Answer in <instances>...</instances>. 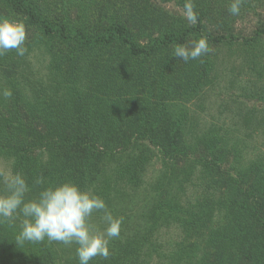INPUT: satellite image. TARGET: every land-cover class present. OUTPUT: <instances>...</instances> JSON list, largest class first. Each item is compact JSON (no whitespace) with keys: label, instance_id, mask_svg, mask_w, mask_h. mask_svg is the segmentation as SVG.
<instances>
[{"label":"rangeland","instance_id":"1","mask_svg":"<svg viewBox=\"0 0 264 264\" xmlns=\"http://www.w3.org/2000/svg\"><path fill=\"white\" fill-rule=\"evenodd\" d=\"M31 1L38 3L54 21L63 20L72 33L104 34L109 26L120 25L125 26L126 36L137 46H157L150 56H135L119 44L88 49L72 42L63 48L69 52V60L62 57L53 63L51 41L34 34L30 43L25 44L24 56L10 50L0 57V93L11 89L6 84L10 77L21 88L30 107L53 121L55 129L70 128L66 122L68 115L77 114L88 117L92 121L90 127L105 135L110 131H133L136 151L142 149L140 142L143 143L146 162L139 186L127 183L125 177L126 188L118 189L117 201L121 197L123 202L117 206L123 209L124 217H129L121 225L127 235L133 231L131 228L143 223L152 209L156 212L155 192L149 189L151 182L165 172L158 145L147 139L136 141L139 132L179 128L187 142H195L203 134L214 135L221 137L219 144L241 151L242 164L264 160V35H257L256 41L250 43L208 41L212 51L187 63L172 57L176 45L165 46L160 42L166 34H180L192 27L185 19L186 3H191L201 17L205 31L251 37L264 25V0H243L239 15L229 13L231 0ZM4 18L23 22V18L12 15L6 7L0 8V19ZM199 38L198 33H189L184 45L191 46ZM62 50L54 53L61 54ZM12 66L6 77L4 73ZM0 100L7 98L0 95ZM150 116L153 117L148 122ZM85 126L80 124V128ZM116 160L111 158L105 168L107 177L116 176L117 169H113L119 166ZM225 166L230 168L229 164ZM191 172V177H184L187 192L196 197L209 196L206 191L214 190V179L200 164L194 165ZM9 173H12L11 159L0 157V191L5 189L4 178ZM98 189L99 184L95 190L92 187L88 190L96 193ZM176 196L184 200V196ZM156 215L159 219L158 212ZM91 223L101 231L105 227L96 213ZM161 230L160 237L159 234L153 237L167 251L179 228L171 225ZM70 246L66 248L69 250ZM152 260V264H162L156 253Z\"/></svg>","mask_w":264,"mask_h":264},{"label":"trees","instance_id":"2","mask_svg":"<svg viewBox=\"0 0 264 264\" xmlns=\"http://www.w3.org/2000/svg\"><path fill=\"white\" fill-rule=\"evenodd\" d=\"M4 7L12 15L23 18L28 29L26 34L30 31L25 44L30 43L34 34L51 41L49 49L53 63L62 57L69 60L70 54L63 48L72 42L88 49L119 44L135 56H150L157 48L155 45L137 46L126 36L125 26L120 25L109 26L104 34L72 33L63 20L54 21V17H49L31 0H0V8ZM192 32L207 37L213 44L222 41L250 43L256 41L257 35H264V25L251 37L213 35L204 30L197 14L196 26L180 34H166L160 42L165 46L184 45ZM57 50L62 53H54ZM64 65L62 62L61 66ZM13 68L4 75L9 77ZM13 81L10 77L6 80L12 97L0 100V157L11 159L12 172L23 173L30 184L38 175L52 182L74 181L85 190L90 187L95 190L99 184L96 194L105 199L114 216L122 217L123 223H127L129 217H124L123 209L117 206L123 202L120 196L121 200L117 201L118 189L124 191L126 188L125 177L127 183L139 186V176L146 162L143 143L140 142L142 149L136 151L133 131H110L105 135L90 127L92 121L88 117L77 114L68 115L66 122L70 128L55 129L53 121L49 122L43 113L30 107L21 88ZM80 124L86 126L80 128ZM138 138L156 142L163 159L165 172L151 182L149 189L155 192L156 212L152 209L143 223L131 228L133 231L129 235L121 230L120 237L110 243L109 258L96 257L90 264H148L153 253L162 264H264V160L242 164L241 151L235 152L234 147L219 144L221 137L203 134L195 142H187L184 131L179 128L145 130L137 134L136 141ZM111 158L117 159L119 164L113 166L117 169L114 178L105 173ZM196 164H200L216 183L214 190L206 191L209 196L196 197L187 192L186 181ZM99 174L102 177H98ZM38 190L34 187L29 196L36 195ZM176 195L184 196V200L180 201ZM96 214L102 218V213ZM19 224L17 220L12 226L0 225V264H77L75 245L68 250L62 244L46 240L18 244L15 236ZM171 225L179 230L165 251L162 242L157 243L153 235L160 237L161 228Z\"/></svg>","mask_w":264,"mask_h":264},{"label":"clouds","instance_id":"3","mask_svg":"<svg viewBox=\"0 0 264 264\" xmlns=\"http://www.w3.org/2000/svg\"><path fill=\"white\" fill-rule=\"evenodd\" d=\"M243 0H231L228 11L239 15ZM185 19L192 26L197 24V14L191 3L185 5ZM26 29L23 22L0 19V57L10 50L24 56ZM207 37H200L191 46L177 45L173 56L187 63L211 52ZM10 99L11 89L0 93ZM5 189L0 191V225L12 226L20 221L15 236L18 244L56 242L65 246L75 245L77 264H90L96 257L107 260L110 243L121 234L122 217L109 211L105 199L70 180L52 182L38 175L30 184L23 173L16 171L5 178ZM39 190L34 196L29 193ZM94 213H102L103 230L91 223Z\"/></svg>","mask_w":264,"mask_h":264}]
</instances>
